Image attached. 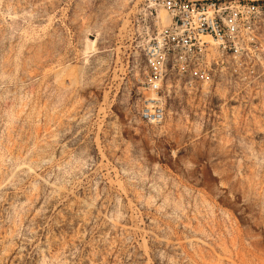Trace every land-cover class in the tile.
<instances>
[{
    "label": "rangeland",
    "instance_id": "rangeland-1",
    "mask_svg": "<svg viewBox=\"0 0 264 264\" xmlns=\"http://www.w3.org/2000/svg\"><path fill=\"white\" fill-rule=\"evenodd\" d=\"M143 4L0 0V264H264V11L156 94Z\"/></svg>",
    "mask_w": 264,
    "mask_h": 264
},
{
    "label": "built area",
    "instance_id": "built-area-1",
    "mask_svg": "<svg viewBox=\"0 0 264 264\" xmlns=\"http://www.w3.org/2000/svg\"><path fill=\"white\" fill-rule=\"evenodd\" d=\"M143 6L136 21L145 31L143 50L154 76L149 86L156 94L167 73L171 50L203 51L209 44L202 37L208 35L223 53L230 51L238 35L264 11L263 4L246 0H144ZM161 8L170 18L167 26L159 18ZM151 107L144 118L151 124H161L164 108L158 104Z\"/></svg>",
    "mask_w": 264,
    "mask_h": 264
},
{
    "label": "bare ground",
    "instance_id": "bare-ground-1",
    "mask_svg": "<svg viewBox=\"0 0 264 264\" xmlns=\"http://www.w3.org/2000/svg\"><path fill=\"white\" fill-rule=\"evenodd\" d=\"M166 13L162 14V19H163V24L164 25L165 24L167 25L170 22V18H169L168 15H166ZM161 23H162V20H161ZM202 38L204 39V43L213 44V45L217 44L216 41L211 36L205 35Z\"/></svg>",
    "mask_w": 264,
    "mask_h": 264
}]
</instances>
